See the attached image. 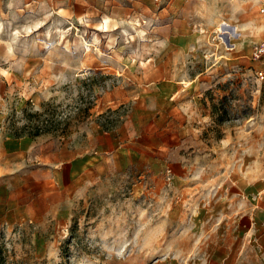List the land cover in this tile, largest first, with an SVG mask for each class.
Wrapping results in <instances>:
<instances>
[{
	"label": "rangeland",
	"instance_id": "rangeland-1",
	"mask_svg": "<svg viewBox=\"0 0 264 264\" xmlns=\"http://www.w3.org/2000/svg\"><path fill=\"white\" fill-rule=\"evenodd\" d=\"M239 1L245 8L189 2L198 41L174 64L158 30L183 17L166 14L162 0H0L6 131L45 135L86 155L116 151L122 134L138 149L100 161L58 214L1 228L0 264H223L229 219L264 209V77L250 58L263 20L257 0ZM223 20L237 25L233 33L219 30ZM131 108H175L174 122L167 134L131 124ZM176 108H201L205 128L200 144L185 142L181 157L190 161L174 172L172 159L156 158L179 141L185 115ZM239 228L233 264L247 242Z\"/></svg>",
	"mask_w": 264,
	"mask_h": 264
},
{
	"label": "crops",
	"instance_id": "crops-1",
	"mask_svg": "<svg viewBox=\"0 0 264 264\" xmlns=\"http://www.w3.org/2000/svg\"><path fill=\"white\" fill-rule=\"evenodd\" d=\"M191 1L207 2L211 8H214L215 3L222 0H162L161 5L167 12L166 14L183 17L179 23L161 25L158 30L162 36L161 43L176 51L174 57H169L168 63L181 64L184 54L191 53L196 47V41H198L195 34L196 26L192 24L190 18H187L192 8L189 3ZM236 1L237 4L234 3L237 7L245 8L242 2ZM260 1L257 0L258 6ZM240 11L239 8L238 13H242ZM259 24L260 22L255 23L252 27L259 28L261 26ZM173 109L175 108H131L126 121L138 125L152 123L157 126L158 132L167 134L171 123L174 122V118L169 114ZM176 109L181 110L185 115V120L176 126V137H179V141L172 145L168 144L171 145V152L169 151L171 157L158 156L156 158L158 163L163 162L164 164L165 161L172 159V163L167 166L174 172L179 161L185 162L183 158L186 157H181L185 142L191 140L193 144H200V132L205 128V123L200 120L203 114L201 108ZM4 122L5 111L4 108H0V229H9L11 226L28 221H38L49 211L58 214L64 207L67 197L69 198V194L79 191L83 177L100 161L110 159L115 154L125 159L138 154L134 141L129 140L127 143H122L123 134L114 138L115 145H120L116 151L108 153L95 151L87 156L78 150L68 149L60 143H54L45 135H12L3 127ZM127 134L134 137L133 132H127ZM160 144L161 148H167V145ZM200 152H202L201 149H194L191 154L195 153L199 156ZM186 161L189 162L190 159L186 158ZM231 204L234 208L232 201ZM237 216H232L227 223L230 226L229 233L233 236L225 235L224 243L227 248L221 258L222 263H235L231 256L233 253L231 243L234 240L233 237L239 236V226L242 224L246 227L244 234L247 242H244V245L247 248L244 247L239 254L237 264H246V262L257 264L255 253L250 251L251 241L253 242L252 247L261 252V263L264 264V209H246Z\"/></svg>",
	"mask_w": 264,
	"mask_h": 264
},
{
	"label": "built area",
	"instance_id": "built-area-1",
	"mask_svg": "<svg viewBox=\"0 0 264 264\" xmlns=\"http://www.w3.org/2000/svg\"><path fill=\"white\" fill-rule=\"evenodd\" d=\"M158 1V0H155ZM258 12L263 20V29L261 37L258 41H256L252 47L250 52V58L260 64L258 68H256V74L260 77H264V0L260 1Z\"/></svg>",
	"mask_w": 264,
	"mask_h": 264
},
{
	"label": "bare ground",
	"instance_id": "bare-ground-1",
	"mask_svg": "<svg viewBox=\"0 0 264 264\" xmlns=\"http://www.w3.org/2000/svg\"><path fill=\"white\" fill-rule=\"evenodd\" d=\"M135 24H137V25H140V22H135ZM102 27L106 30L107 29V23H103L102 24ZM3 25H2V23H0V31H2L3 29ZM234 28H236V26L235 25H231V24H229L228 22H226V21H222L221 23H220V26H219V30L220 31H222V32H227V33H233V29ZM19 34V33H18ZM47 35L51 38V32L50 31H48L47 32ZM61 35H63V34H61ZM82 36V38H83V44H84V48H85V50L86 51H90L91 49H93V47H94V43H93V41L92 40H87V39H85L84 37H83V35H81ZM99 40V38H98V35L97 34H95V38H94V41H98Z\"/></svg>",
	"mask_w": 264,
	"mask_h": 264
},
{
	"label": "trees",
	"instance_id": "trees-1",
	"mask_svg": "<svg viewBox=\"0 0 264 264\" xmlns=\"http://www.w3.org/2000/svg\"><path fill=\"white\" fill-rule=\"evenodd\" d=\"M220 120H224V116L221 115ZM39 132H35V134H38Z\"/></svg>",
	"mask_w": 264,
	"mask_h": 264
}]
</instances>
